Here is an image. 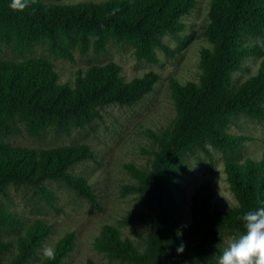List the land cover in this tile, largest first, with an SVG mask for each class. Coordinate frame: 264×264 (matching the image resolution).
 Masks as SVG:
<instances>
[{
    "label": "trees",
    "instance_id": "1",
    "mask_svg": "<svg viewBox=\"0 0 264 264\" xmlns=\"http://www.w3.org/2000/svg\"><path fill=\"white\" fill-rule=\"evenodd\" d=\"M25 2V0H19ZM196 0H102L74 4L26 0L23 8L0 0V37L29 34L35 28L74 26L93 30L113 29L128 34L139 43L137 56L156 61L155 48L171 55L173 50L161 36L176 34L184 28L182 14L190 11ZM209 22L203 30L212 46L200 49V83H175L173 97L177 116L158 150L148 172H136L138 185L133 188L145 195L150 213L130 211L126 221L149 218L151 229L147 246L134 248L128 238H121L114 227L102 226L98 245L110 256L148 264H216L204 254L225 228H243L242 214L264 200V159L245 158L227 161L225 171L238 203L227 209L211 204L213 185L202 180L192 195L190 210L195 223L203 224V234L195 250L186 248L176 235L178 201L171 182L181 168L185 149L209 135L219 142L223 135L217 121L224 114L247 112L264 116V51L238 41L240 30L256 33L264 24V0H210ZM260 54L256 71L236 88L229 90L230 73L238 68L246 54ZM160 75L148 70L126 79L114 62L76 69L72 81H60L59 73L47 61H8L0 58V133L17 119L42 126L45 121H59L73 116L82 125L98 116L97 106L115 101L129 104L149 92ZM86 144L44 149L12 147L0 141V191L8 183L38 182L50 177L63 180L79 194L93 201L94 193L80 175L67 171L73 162L91 157ZM9 212L0 213V224H18ZM51 226L35 220L16 236L14 264L33 257ZM183 248L177 251L180 243ZM74 235L67 232L54 244V256H44L40 264H57L74 247ZM5 245V244H4ZM87 264H92L89 260Z\"/></svg>",
    "mask_w": 264,
    "mask_h": 264
},
{
    "label": "rangeland",
    "instance_id": "2",
    "mask_svg": "<svg viewBox=\"0 0 264 264\" xmlns=\"http://www.w3.org/2000/svg\"><path fill=\"white\" fill-rule=\"evenodd\" d=\"M74 4L79 1L102 0H42ZM210 0H196L194 7L181 15L184 28L176 34L164 33L161 39L173 54L155 48L156 61L137 56L139 43L128 32L113 29L93 30L63 26L51 29L35 28L29 34L0 37V58L8 61H47L59 73L60 81H72L76 69L94 64L114 62L126 79L140 76L148 70L159 73L152 89L129 104L115 101L97 106L98 116L79 125L73 116L59 121H45L42 126L17 119L0 133V141L12 147L36 149L86 144L93 150L69 165L67 171L82 176L93 191V201L79 194L63 180L46 177L38 182L8 183L0 191V213L9 212L18 224H0V264H14L16 236L35 220L51 226V232L37 246L33 257L21 264H40L45 246L54 247L67 232L74 235V247L57 264H148L110 256L98 245L104 224L116 229L121 238L143 250L151 229L149 218L126 221L130 211L150 213L147 197L133 188L138 185V171L148 172L154 152L159 149L177 116L173 97L175 83H200L203 72L199 66L200 49L211 47L212 41L203 30L209 22ZM238 41L264 51V24L256 33L240 30ZM260 54L244 55L238 68L231 73L228 89L233 90L253 74ZM264 106V105H263ZM223 135L216 142L209 135L185 149L180 156L181 168L172 178L171 187L178 201L176 235L185 247L195 250L203 234V224L195 223L190 210L196 186L204 179L213 185L211 204L227 209L238 203L230 188L225 164L245 158L264 159V116L247 112L222 115L217 121ZM243 228H225L204 254L215 259L229 239ZM5 244V245H4ZM203 264V263H202Z\"/></svg>",
    "mask_w": 264,
    "mask_h": 264
},
{
    "label": "clouds",
    "instance_id": "3",
    "mask_svg": "<svg viewBox=\"0 0 264 264\" xmlns=\"http://www.w3.org/2000/svg\"><path fill=\"white\" fill-rule=\"evenodd\" d=\"M26 2V0H25ZM25 2L11 0L10 6L23 8ZM254 209L245 211L241 220L243 231L231 239L216 256V264H264V200ZM181 242L177 251L182 250ZM43 254L48 257L54 256V249L45 246Z\"/></svg>",
    "mask_w": 264,
    "mask_h": 264
}]
</instances>
